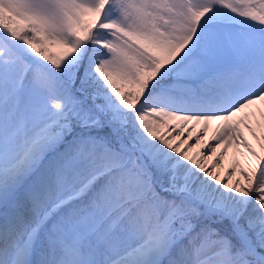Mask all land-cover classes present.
<instances>
[{"label":"snow or ice","instance_id":"obj_1","mask_svg":"<svg viewBox=\"0 0 264 264\" xmlns=\"http://www.w3.org/2000/svg\"><path fill=\"white\" fill-rule=\"evenodd\" d=\"M0 264H264V0H0Z\"/></svg>","mask_w":264,"mask_h":264},{"label":"bare ground","instance_id":"obj_2","mask_svg":"<svg viewBox=\"0 0 264 264\" xmlns=\"http://www.w3.org/2000/svg\"><path fill=\"white\" fill-rule=\"evenodd\" d=\"M219 122H212L209 126L208 131L205 133L206 135H203L201 137V140L199 141V144L196 145L195 147H193L192 151H196L197 147L200 146H205V150L203 151V155L205 157V163L208 165H211L213 162V157L211 154V149L206 148L205 142L207 141L208 143H212V145L214 144V142L211 141V137L214 134V131L217 127V124ZM199 125H197V128ZM201 127V126H200ZM259 129L257 130L258 134H259ZM244 135L249 139V141L253 144L254 147L257 148V150H259V143L256 139H254L252 137V135L245 129L244 130ZM191 142V141H190ZM196 142L194 141V144ZM213 147L217 148V154H219L221 151H223V156L220 157V164H222L223 168H227L230 164H232L234 161L236 160H243V158L239 155L238 151H237V145L235 144H230L225 146L223 143H221L219 146H216L215 144L213 145ZM205 152H209V155L207 156L205 154ZM223 168L221 169H217L219 171H223Z\"/></svg>","mask_w":264,"mask_h":264},{"label":"rangeland","instance_id":"obj_3","mask_svg":"<svg viewBox=\"0 0 264 264\" xmlns=\"http://www.w3.org/2000/svg\"><path fill=\"white\" fill-rule=\"evenodd\" d=\"M198 127H200V125H199ZM204 135H206V134H204ZM190 143H193V144H194V141H191ZM214 144H215V143H214ZM214 144H213V145H214ZM205 154L208 156V155H209V152H205ZM216 167H217V169H221V168H223L222 164H220V163L217 164ZM223 169H224V168H223Z\"/></svg>","mask_w":264,"mask_h":264}]
</instances>
